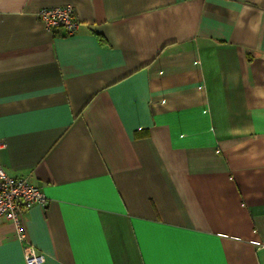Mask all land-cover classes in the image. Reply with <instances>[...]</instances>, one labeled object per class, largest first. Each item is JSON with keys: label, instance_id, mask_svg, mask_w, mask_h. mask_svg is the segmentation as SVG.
Segmentation results:
<instances>
[{"label": "crops", "instance_id": "1", "mask_svg": "<svg viewBox=\"0 0 264 264\" xmlns=\"http://www.w3.org/2000/svg\"><path fill=\"white\" fill-rule=\"evenodd\" d=\"M0 141L44 264H264V0H0Z\"/></svg>", "mask_w": 264, "mask_h": 264}, {"label": "built area", "instance_id": "2", "mask_svg": "<svg viewBox=\"0 0 264 264\" xmlns=\"http://www.w3.org/2000/svg\"><path fill=\"white\" fill-rule=\"evenodd\" d=\"M37 15L48 30L63 27L67 35L75 33L79 26L70 5L41 7ZM3 146L4 143L0 141V148ZM46 203L47 197L38 185L31 183L27 177L9 175L0 166V218L14 224L25 264H44V255L31 242L23 218L32 206Z\"/></svg>", "mask_w": 264, "mask_h": 264}]
</instances>
